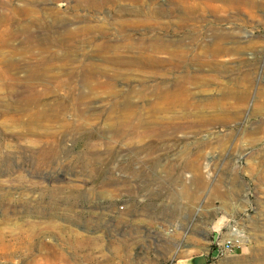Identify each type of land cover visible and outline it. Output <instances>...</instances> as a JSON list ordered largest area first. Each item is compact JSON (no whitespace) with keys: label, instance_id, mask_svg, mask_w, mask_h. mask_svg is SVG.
I'll use <instances>...</instances> for the list:
<instances>
[{"label":"rangeland","instance_id":"1","mask_svg":"<svg viewBox=\"0 0 264 264\" xmlns=\"http://www.w3.org/2000/svg\"><path fill=\"white\" fill-rule=\"evenodd\" d=\"M195 3L0 0V104L15 105L14 96L5 92L12 84L73 87L84 92L85 77H90L85 90H97L89 97L104 101L90 112L88 121L80 123L84 126L75 132L74 141L57 151L55 158L67 167L64 180L50 186L46 178L32 176L31 170L23 168L26 189L47 194L58 188L61 197L80 196L76 203L55 211L46 199L12 223L0 214V229L14 224L43 228L42 239L54 244L56 252L35 250L31 257L16 245L0 244V264H251L252 253L264 252V163H258V148L237 164L242 170L237 180L241 192L206 198L212 181L197 198H187L195 186L183 170L184 163L172 159L180 147H193L194 139L175 137L177 150L167 151L162 138L144 135L159 116L177 114L156 111L167 88L174 92L182 84L189 87L190 74L210 70L224 71L233 89L242 91L257 64L261 69L256 78L253 74L248 109L245 106L241 118L228 124L229 132L240 134L224 151L215 149L211 179L233 173L229 159L234 149L241 152L246 146L242 132L264 136V0L211 1L203 10L194 8L187 18L185 6ZM252 11L258 18L251 17ZM215 23L220 29L238 25L253 36L244 44L227 43L231 50L222 55L201 38L206 25ZM63 96L57 94L55 99ZM206 98L196 99L205 106ZM201 110L199 114L209 112ZM8 119L0 106V136L12 140L18 128ZM225 130L216 125L213 133L220 137ZM94 192L101 196H87ZM98 203L107 204L105 211L101 207L96 212ZM194 215L189 232L174 234L172 224L179 226ZM232 233H238V240ZM182 235L186 240L190 237L192 255L185 256L172 246Z\"/></svg>","mask_w":264,"mask_h":264},{"label":"bare ground","instance_id":"2","mask_svg":"<svg viewBox=\"0 0 264 264\" xmlns=\"http://www.w3.org/2000/svg\"><path fill=\"white\" fill-rule=\"evenodd\" d=\"M174 1L178 2V0ZM211 1L216 0H196V3L192 6H185L184 12L187 18H190L194 8L195 10H203L205 6H211ZM222 1L250 3V0H217V2ZM251 17L253 19L258 18L254 11L251 12ZM206 27L207 30L201 38L212 47H215L216 52L222 55L231 50L227 48V43L244 44L250 42L253 36L251 31L248 32L238 25L220 29L219 25L215 23L213 25L207 24ZM199 39L197 38V40ZM251 55L252 60L257 58L256 52L251 53ZM254 66V72H249L250 75L252 73V76H247L248 85L242 91L233 89V86L229 83L230 77L224 71L210 70L196 71L190 74L191 83L189 87L182 84L178 86V89H174V92L168 90V88L166 89L163 96L164 102L156 111L159 112V115H162L175 110L177 114L159 116L156 124L154 126L150 125L144 135L162 138L164 143L167 142L166 145H163L167 151L177 150L176 141L172 142L175 137L194 139L193 147H180L173 154L172 159L173 163H184L183 170L189 174L190 184L195 186V192L191 190V193L187 194V198H197L199 192L207 191L212 181L211 194L209 193L206 198H227L231 191L241 192V188H237V180L240 179L242 170L237 164L242 159L244 160L255 148H258L261 153L259 165L264 163V136L257 137L246 133V130L242 132L245 128L239 129L243 137L246 138V146L241 152L234 149L231 153L232 158L229 159V164L233 163L234 165L233 173L225 177L224 172L218 180L211 179V176L214 175L210 172L211 164L217 162V160L211 162L215 149L218 148L220 151H224L228 145L233 144L236 139L235 136L240 134L231 130L229 132L228 124L231 125L241 118L242 109L245 106L248 109V104L253 96V74L256 78L261 69L260 65L255 64ZM89 78L85 77L84 79L85 88H88L90 84ZM85 88L82 92L73 87L51 88L28 85L18 88L17 85L13 84L6 87V95L14 96L15 105L4 103L0 106L3 112L9 116L7 121L18 128V132H13L14 138L12 140L0 136V214L6 222L12 223L15 219H19L20 216L29 213L34 206L44 204L46 199H49L48 206L50 209L65 211V207L69 206L68 203L74 205L76 199L80 198V196L77 197L73 194L61 197L58 188L47 194L28 190L25 188L28 187V181L22 172L23 168L27 167L26 170L32 171L30 173L32 176L46 178L50 182V186L64 180L67 167L60 164L55 158L57 151L61 150L66 142L74 141L75 132L84 126L80 123L88 121L91 117L90 112L101 107L104 102L89 97L91 92L97 94L96 88L89 90H85ZM60 93L64 94L63 98L60 100L55 99L56 95ZM197 97H207V105L202 106L200 101L196 99ZM68 104H70V107H67ZM90 106L91 109H89ZM129 108V105L126 104V110ZM203 108L209 109V112L199 114L198 112H201ZM12 109L14 111H11ZM216 125L225 127L226 134L220 137L214 135L213 128ZM247 127L257 129V127L248 124ZM203 164L205 165L204 173L202 170ZM209 165L210 169H208ZM252 168L251 165L250 169ZM31 185L35 186L36 183H31ZM56 187L57 185L53 186V188ZM87 196L95 199L101 194L94 192ZM101 207L105 211L107 204H104V206L100 203L96 204L97 213L101 212ZM195 220L196 216L194 215L193 220L192 218L189 220L187 217L179 226L172 224L174 234L178 233L180 235L189 232L190 221L192 227ZM197 227L196 223L194 232H197ZM44 233L43 228H38L35 225H29L25 228L14 224L11 228L0 229V244L4 246L16 245L18 248L30 253L31 257H35L32 253L35 250L56 252L57 249L54 244L42 239ZM232 235L233 237L237 235L235 238L238 240V233H232ZM188 240H190V237L186 240L182 235L181 238L173 240L172 246L185 256L192 255L194 251L192 247H189ZM185 247L187 248L185 249ZM251 255L252 257L248 260L251 261V264H264V252H255ZM14 256L15 254L11 255V258ZM24 259L19 258L21 261H24ZM194 264L199 263L194 262ZM224 264H228V262Z\"/></svg>","mask_w":264,"mask_h":264}]
</instances>
